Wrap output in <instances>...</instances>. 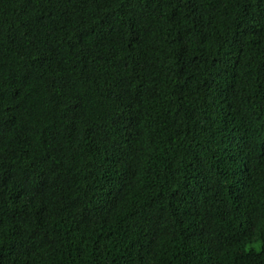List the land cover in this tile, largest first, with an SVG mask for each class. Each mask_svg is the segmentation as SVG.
<instances>
[{"label":"trees","instance_id":"obj_1","mask_svg":"<svg viewBox=\"0 0 264 264\" xmlns=\"http://www.w3.org/2000/svg\"><path fill=\"white\" fill-rule=\"evenodd\" d=\"M0 264H264V0H0Z\"/></svg>","mask_w":264,"mask_h":264}]
</instances>
